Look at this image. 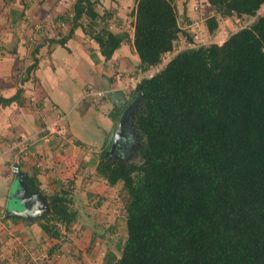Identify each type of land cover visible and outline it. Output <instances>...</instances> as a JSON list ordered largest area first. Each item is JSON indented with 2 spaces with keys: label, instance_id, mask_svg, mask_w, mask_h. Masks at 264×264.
Returning <instances> with one entry per match:
<instances>
[{
  "label": "trees",
  "instance_id": "obj_1",
  "mask_svg": "<svg viewBox=\"0 0 264 264\" xmlns=\"http://www.w3.org/2000/svg\"><path fill=\"white\" fill-rule=\"evenodd\" d=\"M97 1L75 0L71 33L82 15L98 17ZM206 2L255 19L222 45L179 50L137 85L131 153L141 163L105 145L96 167L128 197L127 238L104 264H264V0ZM130 15L142 67L157 66L182 33L172 0H135ZM127 38L105 26L93 34L105 59ZM25 183L40 194L31 177ZM68 194L42 195L49 209L39 227L49 238L75 221Z\"/></svg>",
  "mask_w": 264,
  "mask_h": 264
},
{
  "label": "crops",
  "instance_id": "obj_2",
  "mask_svg": "<svg viewBox=\"0 0 264 264\" xmlns=\"http://www.w3.org/2000/svg\"><path fill=\"white\" fill-rule=\"evenodd\" d=\"M121 2L104 3L114 12L111 16L98 8V17L82 15L71 33L75 0H0V264H20L25 256L26 264H104V251L90 239L79 244L77 238L61 239L58 245L59 239L47 237L39 227L43 212L39 218L14 217L9 201L15 183L22 181L15 168L35 181L41 198L65 181L74 182L81 200L77 188L82 180L88 192L94 180L107 185L96 172L100 153L105 145L110 151L120 119L138 97L135 89L148 71L133 46L135 0ZM104 26L128 34L109 59L93 39ZM89 88L104 92V98L90 102L85 98ZM132 116L114 158L130 157ZM46 126L63 134L45 141ZM39 246L47 248L49 262L41 260L45 255L34 261L32 250Z\"/></svg>",
  "mask_w": 264,
  "mask_h": 264
},
{
  "label": "rangeland",
  "instance_id": "obj_3",
  "mask_svg": "<svg viewBox=\"0 0 264 264\" xmlns=\"http://www.w3.org/2000/svg\"><path fill=\"white\" fill-rule=\"evenodd\" d=\"M109 1L114 2L115 0ZM109 1H97L96 5H98L97 8L99 9V13L106 12L107 15L110 16L114 14L110 8L105 9L107 7L104 3H108ZM118 1H122L121 4H126L123 2L124 0ZM172 4L176 10L178 26L184 28L181 30L182 33L178 35L177 40L174 41V44L176 45L175 49L178 48V50L183 49L185 45L184 42L188 39L189 41L195 40V35L198 36V38H196L199 45L198 47H208L213 44L222 45L232 34L249 26L255 19V17L246 18L237 17L235 14L227 16L225 13H217L211 6H209L206 0H172ZM103 9L105 11H103ZM262 9H264V7L259 10L258 14H264ZM161 68H163L162 64L157 69H153V72L150 67L145 73L149 72V75L153 76L157 73L156 71L158 69L160 71ZM152 76L146 77L145 75L144 77L150 78ZM129 161L141 163V159L132 153H130ZM74 174H71L69 177ZM84 184V180H82L79 187L77 186V190L79 189L83 192L82 200L75 196V193L77 192H74L75 187L74 182L72 181H65L61 185L55 186L53 192H51V194L61 193L63 191L68 192L69 194L66 195V197L71 204V208L73 210L76 209V214L78 215L70 229L68 228V230H66L63 226H59L61 232L60 237L65 242L77 238L78 244L82 238H87L96 244L102 252L104 251L105 255L109 251H112L120 256V251L127 238L125 223L126 215L124 212V206L128 199L127 194L122 189L121 184H117L116 186L107 189L109 186L105 183H101L100 180H94L92 182L93 185L87 188L90 192L86 191ZM85 193H87V195H84ZM21 195L22 187L19 182H16L10 196V210H19L21 208V204L19 203L22 201L20 199ZM48 209V204H46V213H48ZM61 239L58 240V245L62 243ZM100 242H102L101 244L103 246ZM50 246L48 249L52 247ZM41 249L42 246L33 247L32 251L35 252L32 255L35 259L34 261H37L36 257L38 255H45L41 260L49 262L51 257L47 255V248L44 247L42 250ZM25 260L26 256L24 260L22 257L20 264H23L24 262L26 264ZM33 264H36V262Z\"/></svg>",
  "mask_w": 264,
  "mask_h": 264
},
{
  "label": "water",
  "instance_id": "obj_4",
  "mask_svg": "<svg viewBox=\"0 0 264 264\" xmlns=\"http://www.w3.org/2000/svg\"><path fill=\"white\" fill-rule=\"evenodd\" d=\"M141 94L138 95L135 101L131 103L130 106L127 107L125 112L123 113L117 131L114 135L112 146L110 149V156L113 157L119 147H122V141L126 140V132L124 128V124L127 119H129L130 114H132L138 106ZM15 173L18 177L22 178L20 185L22 187V195L19 203L21 204V208L19 210L12 211V215L18 216L21 219H29L30 217L39 218L41 212H45V205L42 198L37 195L38 193L33 192L28 188L25 183V177L20 174L17 168H15ZM33 212V213H32Z\"/></svg>",
  "mask_w": 264,
  "mask_h": 264
},
{
  "label": "built area",
  "instance_id": "obj_5",
  "mask_svg": "<svg viewBox=\"0 0 264 264\" xmlns=\"http://www.w3.org/2000/svg\"><path fill=\"white\" fill-rule=\"evenodd\" d=\"M263 7H264V5H263ZM262 12H264V9H262ZM259 14L264 15L263 13H259ZM194 38H195V40H193L192 42H187V41L184 42L185 45L183 48L184 49H196V48H198L199 45H198V41L196 39V38H198V36L195 35ZM178 51H179L178 48L177 49L174 48L173 51L165 53L161 57V61L159 63L160 65L158 64L157 66H155L153 68L151 67V70L154 72L153 69H157L159 66H161V64H162V67H164ZM158 71H159V69L156 72H158ZM149 74L150 73L147 72L146 77L152 76ZM104 96H105L104 92L96 91L92 88L87 89L85 92V98L87 100H89L90 102L95 103V104L99 103V101H101L104 98ZM53 134L62 135L63 131L61 129L55 130V128H53L52 126H46L44 129V136H43L44 140L47 141L50 138V136H52Z\"/></svg>",
  "mask_w": 264,
  "mask_h": 264
}]
</instances>
